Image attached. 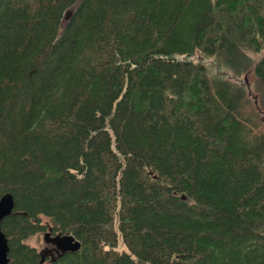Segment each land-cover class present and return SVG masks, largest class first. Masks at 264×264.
I'll use <instances>...</instances> for the list:
<instances>
[{"label":"trees","instance_id":"1","mask_svg":"<svg viewBox=\"0 0 264 264\" xmlns=\"http://www.w3.org/2000/svg\"><path fill=\"white\" fill-rule=\"evenodd\" d=\"M263 48L264 0H0L7 264L44 217L42 264H264Z\"/></svg>","mask_w":264,"mask_h":264},{"label":"water","instance_id":"2","mask_svg":"<svg viewBox=\"0 0 264 264\" xmlns=\"http://www.w3.org/2000/svg\"><path fill=\"white\" fill-rule=\"evenodd\" d=\"M70 16V11L67 12L66 17ZM15 207L14 196L11 192H6L0 197V264H7L9 262V242L5 232L1 228L2 219L10 215ZM44 239L48 244H52V248H46L41 251V259L39 264H42L47 257L48 252L51 250L56 251V255L60 256L66 252L78 251L82 242L74 234L68 232H56L54 233L51 226L44 234ZM55 259V258H54Z\"/></svg>","mask_w":264,"mask_h":264},{"label":"rangeland","instance_id":"3","mask_svg":"<svg viewBox=\"0 0 264 264\" xmlns=\"http://www.w3.org/2000/svg\"><path fill=\"white\" fill-rule=\"evenodd\" d=\"M249 54H250V56L252 58H254L255 60H257V59H259L264 54V48H263V50L261 52H249ZM199 55L200 54H197L194 57L195 58H198V59H200V58L202 59V56L200 55L201 57H199ZM202 60H205V62L207 64H212V62H213V58L212 57L203 58ZM215 71H216V68L211 67V66L209 67V73L210 74L214 73ZM248 77H249V80L250 81L254 80V76L251 74V72H248ZM43 221L44 222H47L48 226L49 225H51V226L53 225L52 221L48 220V218H46V217L43 218ZM47 229H48V227H47ZM46 230H44V231H42L40 233H37L35 235H32L31 237H29L27 239V242L29 244L37 247L39 251L44 250L46 247L50 246V245H48V243L44 239V232Z\"/></svg>","mask_w":264,"mask_h":264},{"label":"bare ground","instance_id":"4","mask_svg":"<svg viewBox=\"0 0 264 264\" xmlns=\"http://www.w3.org/2000/svg\"><path fill=\"white\" fill-rule=\"evenodd\" d=\"M41 259V258H40Z\"/></svg>","mask_w":264,"mask_h":264}]
</instances>
